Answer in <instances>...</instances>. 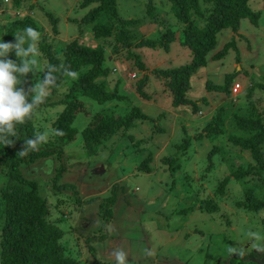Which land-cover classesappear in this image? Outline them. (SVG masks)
Returning a JSON list of instances; mask_svg holds the SVG:
<instances>
[{
  "label": "rangeland",
  "instance_id": "374dc122",
  "mask_svg": "<svg viewBox=\"0 0 264 264\" xmlns=\"http://www.w3.org/2000/svg\"><path fill=\"white\" fill-rule=\"evenodd\" d=\"M81 1L30 0L38 4L32 16L44 30L41 35L53 38L43 16L45 12L58 19V35L53 39L55 48L78 36V29L70 20L80 19L88 11L79 6ZM147 3L153 6L155 18L147 16ZM6 4L11 6V0ZM4 6L0 4L1 24L7 19ZM250 7L259 14L257 24L249 19L241 20L238 29L241 36H235L237 32L231 29L218 33L216 45L206 57V65L190 80L188 98L196 102L198 114H194L190 106L172 107L171 96L163 82L151 73L147 74L144 88L148 98H141L135 83L143 72H138L135 61L126 59L124 52L113 54L107 46L110 57L107 54L105 63L116 68L108 77V88L114 89L118 82V91L125 98L117 104L103 105L83 99L84 110L76 113L72 122L75 138L63 146L62 158L54 153L20 166L24 177L35 181L39 194L47 199L50 218L65 232L64 245L74 257L85 264H116L110 253L122 246L130 264H227L235 254L229 251L230 247L243 248L244 255L263 248L260 214L248 213L231 204L232 198L240 195L239 187L232 185L234 180L228 183L226 197H215L216 211L199 209L203 199L215 196L217 183L229 175L232 167L246 163L245 154L226 142L227 127L221 135L194 137L219 109L228 117L241 107L248 85L264 82V0H252ZM12 8L8 10L10 14ZM116 9L123 19L139 20V37L157 39L164 30L162 21L174 32L175 39L167 50L148 47L134 50L147 70L178 67L190 61V49L179 42L180 24L166 0H117ZM17 11L26 14L28 9ZM231 39L239 52L238 63L236 52L231 48L220 58H212ZM83 40L87 44L93 42L88 33ZM234 71L237 72L231 82L230 95L211 88L223 85L226 74ZM132 72L136 73L135 79L128 77ZM257 96L259 92L255 90L254 97ZM131 108H137L142 118L137 117L127 128L117 129L94 150L84 147L82 131L94 123L96 117L121 116ZM61 109L60 106L49 107L36 113L35 127L38 133L49 134L46 142L53 140L50 124ZM187 137L191 144L183 153L179 144ZM213 145L220 146L221 152L212 156L208 168L206 154ZM170 158L175 160L173 165L176 163L172 170L164 163V159ZM146 159H150L148 171L141 166ZM63 167L65 170L60 174ZM7 180L0 169V189L6 186ZM113 192L117 197L111 208L112 217L103 226L99 203ZM227 220L231 221L230 225L226 224ZM144 248L151 249L152 255H145Z\"/></svg>",
  "mask_w": 264,
  "mask_h": 264
},
{
  "label": "trees",
  "instance_id": "16d2710c",
  "mask_svg": "<svg viewBox=\"0 0 264 264\" xmlns=\"http://www.w3.org/2000/svg\"><path fill=\"white\" fill-rule=\"evenodd\" d=\"M250 1L252 0H166L180 24L179 42L190 49L191 57L188 63L178 67L153 68L149 71L134 50L141 47L167 50L175 39V34L164 21L161 23L164 30L160 32L159 37L150 40L145 36H138L137 29L140 25L138 19H123L118 15L117 0H82L79 6L88 8V11L80 19L70 20L76 25L78 36L69 39L57 49L53 41L58 35L56 17L50 12L43 15L52 31L53 38L49 39L46 34L41 35L44 30L32 16L33 9L38 6L37 2L11 0V6H8L9 4H6L8 0H0V4L3 3L7 11L4 14L7 16V19L3 20L5 23L1 24L2 20L0 22L2 28L0 42L14 43L15 36L21 34L26 26H31L40 33L36 44L38 51L34 56L38 64L27 77H20L22 81L25 80L22 85L25 89L43 79V72L47 70L49 64L70 66L79 74L78 79H72L62 72H56V83L51 87L44 103L34 110L25 123L16 125L14 137H8L13 143L6 145L0 141V169L8 178L6 186L0 189V264H85L82 259L74 257L64 245L65 232L51 220L47 199L39 194L35 181L24 177L20 166L32 164L54 153L62 158L63 146L75 138L76 131L72 127V122L74 115L84 110L83 99L87 98L103 105L110 102L117 104L125 98L118 91V82L114 89L108 88V77L116 68L108 67L105 63L107 54L110 57L106 47L108 46L113 54L124 52L126 59L135 61L138 72H143V76L135 83L136 92L141 98H148L144 88L148 81L147 74L151 73L163 82L171 96L172 107L190 106L191 111L198 114L196 102L188 98L190 80L198 69L206 65V57L214 49L218 33L224 29H231L234 33L237 32L235 36L240 35L238 29L243 19H249L252 24H257L259 14L251 9ZM10 7H13L11 14L8 12ZM21 8H27L28 12L22 14L21 11H17ZM153 11V6L147 3L146 12L149 18L156 17ZM87 33L93 41L91 44L83 40ZM230 48L236 52L238 63L239 52L234 39L227 42L212 58H220ZM8 58L19 63L14 52H10ZM41 65L43 67L39 70ZM236 72L226 74L223 85H213L211 88L230 95L231 82ZM255 90L259 92L257 97H254ZM243 97L244 104L232 111L230 116L224 117L223 110L219 109L200 129L201 132L194 136L199 139L204 135L206 137L221 135L227 127L229 134H225L226 142L231 147L239 149L240 154H245L246 157L244 165L232 167L229 175L217 183L214 189L215 196L203 199L199 209L206 212L216 211L218 202L215 197L227 196V186L232 179L234 180L232 185L239 187L240 195L232 198L231 204L248 213L260 214V223L264 231V82L248 85ZM56 106L62 109L50 124L53 140L41 143L38 150L29 151L24 157L19 156L18 152L22 149L24 141L38 133V128L35 127L36 113L41 109ZM137 117L142 118L137 108H131L121 116L99 115L94 123L82 131L84 147L94 150L105 138L110 137L117 129L127 128ZM54 129L63 130L64 135H55ZM189 144H191L189 137L184 138L179 144L183 153ZM219 152L221 148L218 145L208 149L206 154L208 168L212 156ZM149 161L150 159H146L141 165L146 171ZM174 162L172 158L168 161L164 159V163L169 164L171 170L176 165V163L173 165ZM64 170L63 167L59 173ZM116 197V192H113L99 203V212L104 220L103 226L112 217L111 208ZM226 224L230 225L231 221L227 220ZM227 264H264V244L262 249L256 248L247 255L241 256L236 253L231 255Z\"/></svg>",
  "mask_w": 264,
  "mask_h": 264
},
{
  "label": "clouds",
  "instance_id": "9594fccd",
  "mask_svg": "<svg viewBox=\"0 0 264 264\" xmlns=\"http://www.w3.org/2000/svg\"><path fill=\"white\" fill-rule=\"evenodd\" d=\"M39 38L38 31L31 26H26L21 34L15 36L14 43L0 42V141L6 145L13 143L8 140V137L16 135V125L25 123L32 116L34 110L44 103L51 87L56 83V72H62L63 75L72 79L79 78V74L70 66L49 64L47 70L43 72V79L25 89L22 86L25 80L22 81L20 77H27L38 64V60L34 56L38 51L36 44ZM26 44L27 47H25ZM10 52L15 53L19 63L8 58ZM53 133L57 136L64 135L61 129H54ZM48 135L47 132L37 133L34 137L26 139L18 155L24 157L29 151L38 150L39 145L47 141ZM251 235L256 236L254 233ZM142 251L145 255H152V250L149 248H144ZM229 251L244 255L243 248L230 247ZM110 255L115 258L116 264H130L128 253L122 246L114 248Z\"/></svg>",
  "mask_w": 264,
  "mask_h": 264
},
{
  "label": "built area",
  "instance_id": "2783aa9c",
  "mask_svg": "<svg viewBox=\"0 0 264 264\" xmlns=\"http://www.w3.org/2000/svg\"><path fill=\"white\" fill-rule=\"evenodd\" d=\"M128 77H129L130 79H135V77H136V73H135V72L128 73Z\"/></svg>",
  "mask_w": 264,
  "mask_h": 264
}]
</instances>
